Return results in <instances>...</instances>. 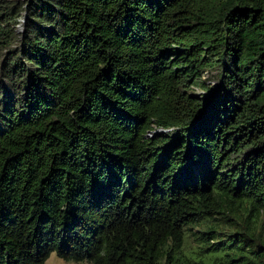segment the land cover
I'll list each match as a JSON object with an SVG mask.
<instances>
[{
	"label": "trees",
	"instance_id": "obj_1",
	"mask_svg": "<svg viewBox=\"0 0 264 264\" xmlns=\"http://www.w3.org/2000/svg\"><path fill=\"white\" fill-rule=\"evenodd\" d=\"M195 227L264 264V0H0V264H192Z\"/></svg>",
	"mask_w": 264,
	"mask_h": 264
},
{
	"label": "rangeland",
	"instance_id": "obj_2",
	"mask_svg": "<svg viewBox=\"0 0 264 264\" xmlns=\"http://www.w3.org/2000/svg\"><path fill=\"white\" fill-rule=\"evenodd\" d=\"M6 1L11 3V2H18L19 0H6ZM21 2L22 1H20V3ZM26 21H27V13L24 15V18L18 20V26H16V28L18 29V34L23 35L25 33ZM218 75H219L218 71L213 70L212 72L206 73L203 76V81H205L206 84L208 86H211L212 88L217 87L218 85L217 83L219 80ZM195 92H196V95L198 96L207 95V93L201 89H196ZM199 230L200 229L197 227L192 228V231L187 235L186 242L184 245V254L188 256L192 264H214L213 257L204 258V255H202V250H201L199 243H197L195 238L193 237V234L198 232ZM46 264H90V263L88 262H84V263L65 262L64 260L58 258L56 254H53Z\"/></svg>",
	"mask_w": 264,
	"mask_h": 264
}]
</instances>
